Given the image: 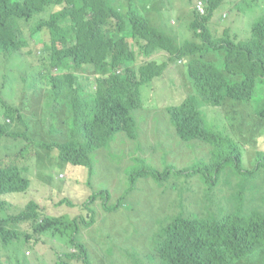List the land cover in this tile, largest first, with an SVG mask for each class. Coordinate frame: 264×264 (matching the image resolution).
Listing matches in <instances>:
<instances>
[{
    "label": "trees",
    "instance_id": "1",
    "mask_svg": "<svg viewBox=\"0 0 264 264\" xmlns=\"http://www.w3.org/2000/svg\"><path fill=\"white\" fill-rule=\"evenodd\" d=\"M188 1L194 6L201 3L202 11L192 15L191 36L182 40L184 35L179 38L165 31L160 27L164 26L163 22L158 24L154 18L157 25L153 24L147 15L130 7L128 0H0V52L24 50L31 54L34 41L30 37L37 34L39 41H45L39 49L45 53L41 61H47L50 67L47 75L54 98L65 97L70 102L71 123L69 129L57 121L47 122L45 117H20V109L3 100L0 89V111L3 110L0 141L17 140L27 132L35 136H29L25 144L18 142L22 145L19 150L0 156V196L25 193L29 189L30 178L21 173L27 170L25 163L35 159L32 153L35 147L56 149L60 161L90 171L93 161H98L101 153L108 152L113 144L121 146L122 140L135 139L133 112L141 100V88L160 78L174 60L186 63L190 89L176 99L179 104L166 106L163 113L170 117L182 142L199 138L226 149L235 142V128L247 126L245 119L250 120L253 115L252 135L264 132V100L252 113L248 106L257 84H264V16L252 24L251 37L245 40H238L229 33L228 26L219 22L210 26L213 11L225 5L227 15L234 13L231 25L240 32L242 6L245 3L264 6V0ZM47 9L50 11L46 17L37 19L26 34V23ZM149 9L150 6L145 5V10ZM185 14L186 10L180 12L182 17ZM254 14H258L256 8ZM43 33L47 41L41 38ZM126 36H132L134 44L127 43ZM138 57H142L143 62L135 65ZM69 59H72L71 65ZM119 66H125L122 74L115 72ZM85 67H89L95 77L98 73L102 75L96 78L95 93H88L79 81L77 70ZM51 70L59 72L53 74ZM205 108L219 109L223 118L216 123L207 122ZM13 121L22 122L26 133L16 130ZM138 140L142 144L147 136L141 135ZM234 146L229 159L232 160L235 153L240 162V150L235 143ZM254 158L264 167V150H257ZM107 159L117 173L128 165L126 152L107 153ZM183 170V165L169 163L161 173L179 175ZM197 172H188V177L193 178ZM79 175L84 173L79 172ZM127 176L130 183H134V178ZM214 177L209 175L196 183V194L198 198L201 193L204 197L214 194L216 199L226 200L224 213L211 218L210 212L219 207V201H215L201 205L198 215L178 212L160 220L162 225L156 230L160 233L159 241L150 256L156 264H264V213L253 211L238 215L230 201L236 196L221 188ZM130 190L131 186L115 204L104 200L102 209L113 210L122 201L126 204ZM105 194L104 190L92 192L80 203L75 201V195L64 196L59 204L66 202L82 211L73 216L46 214L36 199H30L16 213L0 217V243L7 246L22 237L27 242L26 249L32 242H39L32 232L45 233L60 238L65 245L63 249L58 247L57 240H50L48 249L54 253L55 264L74 261L92 264L83 235L94 227L91 205L96 199H104ZM184 205V202L178 205L181 211ZM0 206L6 209L3 202ZM20 222H27L31 227L22 234L14 227H7L8 223ZM131 237L139 241L144 237V229L133 230ZM123 249L130 260L143 252L130 241L124 242ZM25 255L28 256L26 252ZM0 264H4L1 258Z\"/></svg>",
    "mask_w": 264,
    "mask_h": 264
},
{
    "label": "rangeland",
    "instance_id": "2",
    "mask_svg": "<svg viewBox=\"0 0 264 264\" xmlns=\"http://www.w3.org/2000/svg\"><path fill=\"white\" fill-rule=\"evenodd\" d=\"M130 7L137 8L141 13L147 15L155 25L163 22L165 31L171 32L183 39L191 36L189 23L192 18L194 3L188 0H153L143 2L142 0H128ZM128 5V4H126ZM145 5L152 7V11L145 10ZM227 5H229L227 3ZM231 6V5H229ZM228 8V7H227ZM225 5L217 7L212 14L210 26L219 22L222 26L229 27V33L235 35L238 40L251 37V26L259 18L264 16V6L245 3L243 16L241 18V31L232 26V12L226 14ZM258 14H254V9ZM186 10L182 17L180 12ZM237 12L236 9H233ZM49 9L34 15L25 26V33L30 32L37 19L46 17ZM263 12V14H262ZM155 22H154V20ZM33 52L27 54L24 50L17 53L0 52V89L3 100L13 107L20 109V117L31 118L34 116L45 117L47 122L57 121L66 125L69 129L70 102L65 97L54 98L51 83L48 78L47 61L41 60L45 53L40 52L45 41H39L37 34L30 37ZM41 38L47 41V35L43 33ZM134 44L132 39H129ZM143 62L138 57L135 65ZM72 59H69L71 65ZM68 71L75 72L74 69ZM59 71L51 70L56 74ZM79 81L88 93L95 89V75L89 67L77 70ZM190 89L188 83L186 63L174 60L169 62L163 75L152 80L141 88V107L133 112L135 117L136 138L122 140L121 146L112 145L108 152H102L98 161H93L91 170L83 167H72L60 161L56 149H42L35 147L32 158L25 163L26 171L21 174L30 178L29 189L25 193H8L0 196L6 209L0 206V217L16 213L30 199H36L42 212L49 215L66 214L73 216L82 211L77 206H69L66 202H58L66 195L76 196L75 201L84 200L92 192L106 191L104 199H96L91 205L90 215H94L95 223L89 234L83 235L92 264H156L150 256L156 248L160 233L156 230L161 227V221L165 217H171L180 212L183 214L198 215L201 205H210L219 201V207L210 212L211 218L224 213V199H216L214 194L204 197L200 193L196 183L202 178L209 176L217 177L221 188L232 191L236 197L230 200L234 211L238 215L248 214L253 211L264 213V167L260 166L254 155L257 150H264V132L259 136L252 135L251 122L245 119L244 126L235 128V145L239 148L241 157L237 161L233 154L234 143L231 147L224 148L217 144L203 141L199 138L182 142L177 135L174 125L167 113H163L166 106L177 105V98L182 97ZM264 100V84H257L256 91L248 103L249 111L252 113ZM3 112V110L1 109ZM0 111V113H1ZM205 119L207 122L216 123L222 119V112L217 108H205ZM66 116L68 118H66ZM2 118V115L0 114ZM214 120V121H213ZM16 130H22V122L13 121ZM24 128V129H23ZM34 134V133H33ZM118 135L122 133H117ZM146 135L147 140L139 143V137ZM29 136L35 137L27 132L25 137L17 140L3 139L0 141V156L6 152L19 150V143L25 144ZM31 139V138H30ZM19 142V143H18ZM127 146V149L125 148ZM129 150V152H128ZM128 154V165L117 173L113 165L107 159V153ZM147 162L150 164L148 165ZM173 163L183 165L184 170L179 175H165L161 171L166 165ZM197 170L193 178L188 177V172ZM84 173V175H79ZM149 175H146L145 173ZM232 173H235L232 175ZM134 178L130 183L128 176ZM33 175V176H31ZM226 181L228 183L226 184ZM78 182V183H76ZM131 186L127 196L126 204L110 211H105L101 203L105 200L109 204H115L121 194ZM227 191V192H228ZM30 192V193H29ZM184 202L185 209L179 208ZM7 227H14L22 234L31 227L27 222L18 224L8 223ZM135 229H144V237L135 241L131 233ZM20 234V235H21ZM32 236L39 239L38 243H31L25 249L27 242L20 237L19 241L3 246L0 243V258L4 264H55L54 253L48 249L50 240L58 241V247L64 249V242L60 238H53L49 234H36ZM132 242L143 252L135 259L130 260L124 255L123 244ZM25 252L28 256L25 255ZM72 264H82L74 261Z\"/></svg>",
    "mask_w": 264,
    "mask_h": 264
},
{
    "label": "clouds",
    "instance_id": "3",
    "mask_svg": "<svg viewBox=\"0 0 264 264\" xmlns=\"http://www.w3.org/2000/svg\"><path fill=\"white\" fill-rule=\"evenodd\" d=\"M150 11H152V7H150V9H149L148 12H150ZM201 11H202V7H201V3H200L199 5L194 6V8L192 9V15L195 16V15H197L198 12H201ZM129 39H132L133 40L132 36H126L125 37V41L127 43H130ZM57 48H61V47H57ZM126 66H127V64H126ZM46 67H47V70H48V73H49L50 72V67H48L47 65H46ZM124 68H125V66H119V67H117L115 69V72L122 74L124 72ZM105 75H108V73L105 74ZM100 76H102V75L98 73L97 76L95 77V89H94L93 93H95L96 87H97L96 78L97 77H100ZM140 107H141V100H139V105L135 108V110H137Z\"/></svg>",
    "mask_w": 264,
    "mask_h": 264
}]
</instances>
